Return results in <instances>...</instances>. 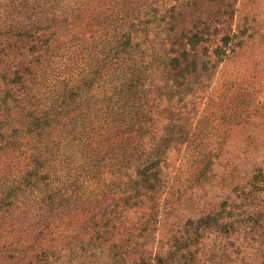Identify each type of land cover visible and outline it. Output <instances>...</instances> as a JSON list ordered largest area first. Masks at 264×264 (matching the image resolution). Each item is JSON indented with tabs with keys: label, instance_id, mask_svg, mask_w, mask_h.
<instances>
[{
	"label": "rangeland",
	"instance_id": "rangeland-1",
	"mask_svg": "<svg viewBox=\"0 0 264 264\" xmlns=\"http://www.w3.org/2000/svg\"><path fill=\"white\" fill-rule=\"evenodd\" d=\"M260 167L264 0H0V264H264Z\"/></svg>",
	"mask_w": 264,
	"mask_h": 264
},
{
	"label": "trees",
	"instance_id": "trees-1",
	"mask_svg": "<svg viewBox=\"0 0 264 264\" xmlns=\"http://www.w3.org/2000/svg\"><path fill=\"white\" fill-rule=\"evenodd\" d=\"M202 38H198V36L194 33L190 34V36H186L184 43L180 44L179 48L181 49V55L173 54L167 56V64L172 66V69H177L181 67L179 72H182L185 67H188L196 61L193 53L189 55L185 49V46L188 50H194L196 45L201 41ZM226 36L220 39L222 45H227ZM221 46H217L216 48H220ZM193 52V51H192ZM144 164L139 167H143ZM143 170L146 169L143 167ZM134 174L137 173V168L133 170ZM245 198L243 201L247 202L251 200V204L249 205V212L247 213L249 218L247 224L244 226L252 231L253 234L257 232V230L262 229L264 223L263 213H264V168L260 167L254 170L252 178L248 184V189L244 192ZM142 197V196H141ZM259 200V201H258ZM223 225H227L228 221L222 222ZM228 229V228H227ZM237 248L243 246V243L240 242L238 236H236ZM182 246L176 249L172 254H176V263L173 261H169L168 257H163L160 255L157 259L153 258H133L132 256V264H160L164 262V264H186L188 260L191 258L190 248L191 244L187 243L185 240L182 242ZM250 246V245H249ZM255 246H251L253 249ZM133 252V251H132ZM253 259V258H251ZM173 260V259H172ZM192 261V260H191ZM251 262V261H250Z\"/></svg>",
	"mask_w": 264,
	"mask_h": 264
}]
</instances>
